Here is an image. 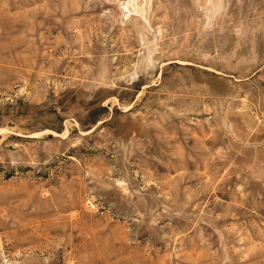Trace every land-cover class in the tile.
<instances>
[{
	"label": "rangeland",
	"instance_id": "rangeland-1",
	"mask_svg": "<svg viewBox=\"0 0 264 264\" xmlns=\"http://www.w3.org/2000/svg\"><path fill=\"white\" fill-rule=\"evenodd\" d=\"M0 264H264V0H0Z\"/></svg>",
	"mask_w": 264,
	"mask_h": 264
}]
</instances>
